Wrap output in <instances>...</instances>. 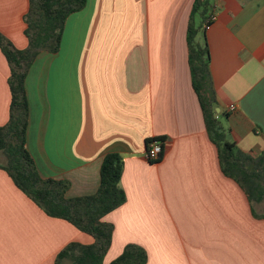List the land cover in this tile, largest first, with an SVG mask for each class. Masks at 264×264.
I'll use <instances>...</instances> for the list:
<instances>
[{
	"label": "crops",
	"instance_id": "0c3cea01",
	"mask_svg": "<svg viewBox=\"0 0 264 264\" xmlns=\"http://www.w3.org/2000/svg\"><path fill=\"white\" fill-rule=\"evenodd\" d=\"M29 3L0 0V31L19 49L28 45ZM194 3L87 0L68 16L59 51H41L29 69L27 148L41 176L68 180V198L90 195L99 189L104 157H122L127 200L104 218L115 227L105 264L128 243L146 248L147 264H264V204H252L223 173L193 86ZM213 4L206 39L218 119L229 141L258 155L264 0ZM10 73L0 47V126L10 116ZM161 137L163 156L148 160V141ZM94 241L49 216L0 168V264H55L70 242Z\"/></svg>",
	"mask_w": 264,
	"mask_h": 264
},
{
	"label": "trees",
	"instance_id": "16d2710c",
	"mask_svg": "<svg viewBox=\"0 0 264 264\" xmlns=\"http://www.w3.org/2000/svg\"><path fill=\"white\" fill-rule=\"evenodd\" d=\"M29 2V9L23 17L27 47L17 48L0 31V47L11 70L8 79L10 116L8 122L0 126V157L4 159L0 160V168L49 216L65 219L94 237L95 241L91 244L70 242L58 253L55 264H105L104 258L112 244L115 227L104 218L127 200L126 192L120 185L123 174L121 155L111 152L104 157L101 182L96 193L68 198L69 181L41 176L27 148L29 101L25 83L29 69L41 51H59L68 16L83 9L87 0ZM213 8V0H195L193 5L188 28L193 86L203 109L207 131L217 146L223 173L238 183L252 204H264V151L253 155L229 141L216 112V89L209 69L210 51L206 39ZM197 16L201 18L199 25L195 21ZM156 140L164 147V137ZM163 153L164 150L159 159ZM148 259L145 247L128 243L109 264H147Z\"/></svg>",
	"mask_w": 264,
	"mask_h": 264
},
{
	"label": "built area",
	"instance_id": "2783aa9c",
	"mask_svg": "<svg viewBox=\"0 0 264 264\" xmlns=\"http://www.w3.org/2000/svg\"><path fill=\"white\" fill-rule=\"evenodd\" d=\"M215 18H216V15H213L212 20H214ZM230 109L234 110L235 106L231 105ZM163 150H164L163 144L160 141L153 139L147 145L146 157L150 161H156L157 159H159Z\"/></svg>",
	"mask_w": 264,
	"mask_h": 264
}]
</instances>
